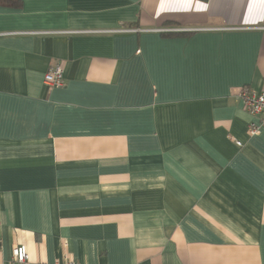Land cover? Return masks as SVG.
I'll list each match as a JSON object with an SVG mask.
<instances>
[{
	"label": "crops",
	"instance_id": "0c3cea01",
	"mask_svg": "<svg viewBox=\"0 0 264 264\" xmlns=\"http://www.w3.org/2000/svg\"><path fill=\"white\" fill-rule=\"evenodd\" d=\"M20 1L0 5V264L16 244L264 264V128L233 90L264 92V0Z\"/></svg>",
	"mask_w": 264,
	"mask_h": 264
},
{
	"label": "built area",
	"instance_id": "2783aa9c",
	"mask_svg": "<svg viewBox=\"0 0 264 264\" xmlns=\"http://www.w3.org/2000/svg\"><path fill=\"white\" fill-rule=\"evenodd\" d=\"M114 32H129L132 29L119 28ZM63 78L62 67L59 64L50 65L43 76V83L49 88L61 85ZM234 93L242 100L244 109L256 118L248 125V131L251 135L257 134L264 128V92H257L249 86L235 87ZM237 144H240L239 142ZM7 264H36L29 260L28 252L23 244H16L12 247L11 255ZM46 264V263H37ZM50 264V263H49ZM51 264H76L66 255L60 260H56Z\"/></svg>",
	"mask_w": 264,
	"mask_h": 264
},
{
	"label": "trees",
	"instance_id": "16d2710c",
	"mask_svg": "<svg viewBox=\"0 0 264 264\" xmlns=\"http://www.w3.org/2000/svg\"><path fill=\"white\" fill-rule=\"evenodd\" d=\"M20 3V0H0V5L7 7H17L20 6Z\"/></svg>",
	"mask_w": 264,
	"mask_h": 264
}]
</instances>
